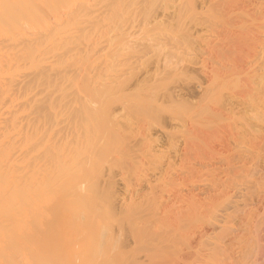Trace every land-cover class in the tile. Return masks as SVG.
I'll return each instance as SVG.
<instances>
[{"label":"rangeland","instance_id":"374dc122","mask_svg":"<svg viewBox=\"0 0 264 264\" xmlns=\"http://www.w3.org/2000/svg\"><path fill=\"white\" fill-rule=\"evenodd\" d=\"M54 1L45 264H264V0Z\"/></svg>","mask_w":264,"mask_h":264},{"label":"bare ground","instance_id":"6f19581e","mask_svg":"<svg viewBox=\"0 0 264 264\" xmlns=\"http://www.w3.org/2000/svg\"><path fill=\"white\" fill-rule=\"evenodd\" d=\"M53 1L54 0H52V2ZM59 1H61V0H59ZM59 1L58 0L54 1L55 3H58V5H59V6L57 5L56 7H59V9L64 8L65 3L63 5V2L65 0H62L61 2H59ZM95 1H96L95 3H98L97 0H95ZM47 2L49 4L50 0H47ZM65 2L67 3V1H65ZM68 2H69V0H68ZM91 2L92 1H90V3ZM109 2H111V0ZM115 2H116V0H115ZM131 2H133V1H131ZM82 3H83V1H82ZM98 4L100 5V3H98ZM51 6H54V4ZM91 6H92V3H91ZM82 7H83V4H82ZM93 7H91L90 11L91 10L93 11V9H92ZM103 7H101V9ZM79 8H81V7H79ZM86 8H87L86 6L83 7L84 11L86 10ZM59 9H57L58 10L57 12H60ZM68 9H69V6H68ZM70 9H72V8H70ZM74 9H75V7H74ZM80 10H82V9H80ZM106 10H107V8H106ZM64 11L65 10L63 9V12ZM90 11L88 10V12H90ZM94 11H93L94 14L92 13L93 16L95 15V13L98 10L96 9ZM102 11H103V9H102ZM68 13L69 12H67L66 18L68 17ZM100 13H101V11L98 12V16ZM55 15H57V13H55ZM58 15H59V13H58ZM100 15H103V14L101 13ZM96 16H94V18H92V21L93 20L95 21V18L96 19L98 18V16L97 17ZM73 17H75V16H72L71 18H73ZM83 17H86V16H84V14H83ZM53 18L55 19V16ZM63 18L65 21V17H63ZM63 18L61 16L59 19H62V21H63ZM68 19H66V20H68ZM77 19H78V17H77ZM86 19L88 20V18H86ZM87 20H86V22H87ZM83 21H85V20H83ZM88 22H89V20H88ZM105 22H107V21H105ZM55 24H54V26H56ZM96 24H97V22H96ZM57 25H59V24H57ZM86 25L88 27V24H86ZM104 25H103V27H104ZM126 25L128 28V23ZM120 27L117 28L118 32H119ZM51 28H49V30L52 31ZM58 28H59V26H58ZM83 28L84 27H82V29ZM109 28H110V26H109ZM82 29H81V31H82ZM92 29H90V30H92ZM98 29L100 30V28H98ZM60 30H61V28H60ZM123 30H125V29H122L120 31H123ZM55 31H57V30L55 29ZM113 31H114V29H113ZM49 32H47V33H49ZM85 33H87V32H85ZM122 33H124V32H122ZM122 33L120 32L118 34H122ZM75 34H76V31H75ZM50 35H51V33H50ZM52 37H53V35H52ZM114 38H115V36H114ZM91 42H93V40ZM95 43H97V40ZM92 44H93L92 48H91V46H89L91 48L90 53L92 51H94L93 47L96 46V45H94V43H92ZM96 48H98V46ZM99 50H101V49H99ZM75 52H76V50H75ZM104 53H105V51H104ZM75 54L78 57L79 54L78 55H77V53H75ZM96 54L97 55L99 54L98 56H100L102 53L101 54L96 53ZM73 55H74V52H73ZM73 55H71V54L69 55L70 58H72V60H73V57H72ZM85 55H86V59L91 57V61L93 62L92 55H90V57L88 55V58H87V53L83 54V56H85ZM95 55H93V57ZM111 55L112 54H110V57H111ZM80 56H82L81 52H80ZM106 56H108V55H106ZM51 57H53V56H51ZM64 57H65V55H64ZM64 57H62V59ZM77 57H74V58L77 59ZM56 58L58 59V57H56ZM70 58L68 57V59H70ZM104 58L107 59V57H104ZM112 58L114 59L117 57L115 55V57L112 56ZM62 59L60 57V60H62ZM68 59H67V61H68ZM76 59H74L73 62L76 61ZM78 59H77V62H79ZM80 59H82V58L80 57ZM84 59L85 58H83V60ZM98 59H99V57H97V59H96L97 62H98ZM100 60H102L101 57H100ZM45 61H47L45 58V0H0V264H45V122H46V120H45L46 119L45 118V103L47 101V98L50 95H52V94H49V96L45 99V92L51 88H53L54 91L56 89V87L55 88L53 87L55 85L52 86V84H51L52 87L48 86V85H50V83H49V82H51L50 80H52V82H54L53 80H54V77L56 74L53 75L54 77H51V78L49 77L50 79L45 80L48 78L47 75H46L47 77L45 76V70H46L45 69V63H46ZM58 61H57V63H58ZM91 61L89 60L90 67L93 65L92 67H94V68L92 70L96 72V70L99 67L96 69L95 68L96 64L91 63ZM96 61L94 59V62H96ZM65 62H66V60H65ZM71 62H70V64H71ZM103 62H105V59ZM111 62L112 61H110V63ZM115 62H116V60H115ZM49 63H47V67H48ZM57 63L55 66H57ZM74 63H72V66ZM88 63H85L86 66ZM99 63H101V62H99ZM66 64H67V62H66ZM68 64H69V62H68ZM75 64H77V63H75ZM102 64H104V63H102ZM102 64H101V66H102ZM62 65L65 66V64H63V62H62ZM78 65L76 67H74V66L73 67L76 68V70H77ZM81 65H82V68H81ZM97 65H98V63H97ZM112 65H113V63H112ZM83 66H85V65L80 64L79 65L80 68H78V70L81 69V71L77 70V72H75L76 70H74V68H73V73H72V70L70 71L72 73L71 75L73 76L76 73V77H78L77 74L82 72V70L84 68ZM107 66H109V65L107 64ZM51 67H53V66H51ZM54 67H53V69H54ZM59 67L57 66V68H59ZM64 68L66 69V66ZM48 69H50V66ZM55 69H56V67H55ZM55 69H54V71H56ZM86 70H88V67H86V69H84L85 74L81 73V74H83L82 77L79 76V78L81 77L82 81H84L85 78L87 79L88 76L90 77V74L89 75L86 74V73H88V72H86ZM51 71H53V70H51ZM63 71H65V70H63ZM67 71H68V69H67ZM98 71H99V69H98ZM98 71L96 73H98ZM58 73L62 74V70ZM61 74L59 76H61ZM66 75H68V73ZM66 75L65 74L63 75L64 77H66L65 78L66 80L68 79L69 81H71V80L76 79V78L72 79L75 77V75H74V77L70 78L71 80L68 78L70 76L68 75V77H67ZM85 75H88V76L86 77ZM92 75L93 74H91V76ZM105 75H107V74H105ZM64 77L62 78L61 81H60L61 77H59V79H58L59 81L55 80V82L61 83L63 81V83H64V80H65ZM83 77H85V78L83 79ZM56 78H58V77H56ZM79 78L76 80L77 81L81 80ZM45 81H48L47 83H49V84H47V83L45 84ZM82 81H80L78 83L81 84ZM75 83H77V82H75ZM78 83H77V86L79 85ZM46 85L48 87H51V88L46 87L47 88V90H46V88H45ZM60 86H61V84H60ZM85 86L86 85H84V88H85ZM78 87H81V86H78ZM82 87L79 89H82ZM84 90L86 91V88ZM81 92L83 93V91H81ZM81 92L79 93L80 94L79 97H81V95H82ZM85 93L86 92H84L83 94H85ZM60 95H61V93H60ZM59 96L54 95V97H56V98L51 96L52 102L54 99L56 100L57 98H59ZM63 96H64L63 94H62V96H60V98L62 97L61 98V100H63L62 102H64L65 97H67V96H65L63 98ZM51 98L49 97V99H51ZM60 98H59V100H60ZM55 100H54V103H56ZM66 102L67 101L65 100L64 103H66ZM71 102H73V101H71ZM58 103H59V101H57V103H56L58 106L56 107V105H55V107L57 109H58V107L62 108L61 106L63 104L61 103L62 105L60 106V104H58ZM47 104H48V101H47ZM48 105H50V106H48ZM48 105L47 106L50 108L54 104H52V106H51V104L49 103ZM66 105H68V104H66ZM69 105H71V104H69ZM72 105H73V103H72ZM55 107H54V109H55ZM67 108L66 109L69 110V106ZM65 110L62 109V112L60 110V112H61L60 114H62L63 111L65 112ZM49 112H50V110H49ZM53 112H57V111L54 110ZM56 114L60 115L58 112ZM56 114L54 113V115H56ZM57 118H59V116ZM59 121H60V119H59ZM258 222H260V221H258ZM245 225L246 224H244V226ZM248 226L250 227V225H248ZM259 226L261 227V222H260ZM255 227H256V229L258 228L257 224L255 225ZM251 229H254V228H251ZM251 229L249 230V234H251V232H252ZM261 230H263V228ZM255 231L256 230H254V232ZM247 234H244L243 236H245V235L247 236ZM249 237H250V235H249ZM256 237H255V239H256ZM250 240L252 241V239H250ZM246 242L248 243V241H246ZM247 243H245V245ZM242 245H243V243H242Z\"/></svg>","mask_w":264,"mask_h":264}]
</instances>
